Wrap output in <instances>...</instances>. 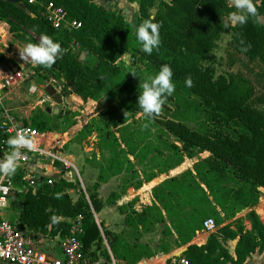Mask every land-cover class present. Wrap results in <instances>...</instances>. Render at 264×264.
Segmentation results:
<instances>
[{
	"label": "trees",
	"instance_id": "16d2710c",
	"mask_svg": "<svg viewBox=\"0 0 264 264\" xmlns=\"http://www.w3.org/2000/svg\"><path fill=\"white\" fill-rule=\"evenodd\" d=\"M50 1L64 8L67 18L80 23V28L56 31L35 7L22 4L33 17L17 5L0 1V30L7 25L25 44L39 42L42 34L58 42L63 55L49 68L37 65L36 72H56L65 82L64 89L76 86L84 113H70L59 122L61 114L41 110L30 117V123L62 140L97 132V150L106 163L91 190L84 191L79 181L61 177L51 186L46 181L40 183L35 193L30 189L18 193L17 203L14 199L11 203L16 211L11 220H17L32 238L42 234L59 240L69 234L66 220L81 216L85 253L92 261H99L102 255L109 262L114 258L138 264L156 256L148 243L141 242L143 233L153 231L156 225L163 226L168 240L160 252L185 248L182 257L189 264H245L255 253L264 254V224L255 211L259 188H264V106L254 104L255 89L248 78L240 73L216 76L212 62L217 43L230 34L233 50L264 69V24L259 20L264 16V4L256 15L230 27L227 18L236 9L228 0H171V6L164 0H128L138 6L136 26L149 16L160 24V45L149 55L141 51L136 27L121 11L108 10L95 0ZM129 51L151 63L156 72L168 65L172 79L198 100V104L190 103V114L206 115L215 129L196 130L185 119L157 117L160 112L146 116L137 104L140 91L132 75L124 62L118 64ZM189 79L190 86L185 82ZM260 99L264 105V98ZM138 114L145 115L142 123L151 126H137L134 119ZM53 129L56 132L52 133ZM0 142H7L1 133ZM204 152L211 156L152 188L151 206L136 211L138 198L119 206L124 230L118 233L103 222L98 224L95 214L120 199L116 192L106 200L99 195L101 185L110 178L128 171L124 194L129 188L140 190ZM70 191L77 192L76 200ZM243 212L250 230L243 218H237ZM208 218L214 219L218 229L205 244L192 243ZM222 240L236 241L233 253Z\"/></svg>",
	"mask_w": 264,
	"mask_h": 264
},
{
	"label": "rangeland",
	"instance_id": "374dc122",
	"mask_svg": "<svg viewBox=\"0 0 264 264\" xmlns=\"http://www.w3.org/2000/svg\"><path fill=\"white\" fill-rule=\"evenodd\" d=\"M228 1L229 4L233 6L232 0ZM95 2L102 5L108 10L121 11L125 16V19L134 27H136V20L138 16L137 4L130 3L128 0H95ZM155 12V10H152L153 15L155 14ZM259 20L262 24H264V16L260 17ZM236 22L237 20H234L232 16L227 18V23L230 27L234 26ZM15 37L17 40L24 42L20 37ZM212 55V62L215 66L216 76L227 75L230 73L243 74L246 78H248L255 89L254 104L258 108H263L264 105L260 103V101L262 100L260 98H264L263 66L258 62L252 63L244 55L235 52L231 46L230 34H225L221 37L220 41L217 43L216 48L213 50ZM121 62L125 63L126 71L127 73L132 75L134 84L139 91H141L140 84L147 80L148 77L154 76L157 73L151 63L145 62L141 59V56L138 53L133 51H129L127 54H125L119 60L118 64H120ZM32 81L37 86L46 85L55 88L62 96L63 102L61 105H57V103H55L54 101H50L47 99L42 102L44 100L43 96H31L28 94V83H26L21 88L16 89L10 96V99L7 101L8 106L20 116H32L38 114L41 110L45 111L47 108L53 109L55 107H59L58 115L61 114L62 116L59 120V122H61L62 119L70 115V113H84V102L82 100L80 101L81 98L77 94H75V92L72 90V87L64 89L65 84L62 87L60 86L62 81L59 80L56 72H52L49 70H40L33 76ZM173 81L175 83V90L171 96H168L164 100V103L161 106L160 113L157 117L165 120L185 119L186 123H188L191 128L201 130L203 132H208L209 130L215 129L214 125L209 121L206 115H203L202 113L196 111H193L192 115L190 114V103L193 102L194 104H198V100L193 95H188L187 89L184 86L177 83L174 79ZM183 113H185L186 118H183ZM144 117L145 115L142 114H138L135 117L134 120L138 122L137 126H151L142 123ZM233 128L237 130L240 129V127H237L235 125H233ZM226 130L230 129L227 128ZM51 132H56V129H53ZM85 133L78 134L71 141L64 144L62 148H58V150H60L63 153L64 157H66L76 167V170L71 167L63 169L68 179L73 182L79 181L81 188L84 191H87L91 190L94 184L97 182L101 165H104L106 161L104 158H102L101 154L97 150L98 133ZM115 133L117 134V131H115ZM117 137H119L118 134ZM107 156L108 153L105 152L104 157L107 158ZM210 156L211 154L209 152H204L197 155L194 159H186L183 163V166L181 165L177 167L168 175L160 176L154 181L148 184H144L140 190L129 188V190L125 194L124 186L125 181L129 177V172L124 171L121 175L110 178L107 183H103L101 185L99 195L103 200H106L112 192H116L120 194V199L117 202L108 204L99 214H97L98 224L103 222L104 218L105 220H107L108 218L109 223L112 225V227H115V231H117L118 233L121 232L125 229V227L123 225L124 215H122L119 211V206L125 205L129 201L138 198V202L134 206V209L138 212H141L144 207L152 205L153 197L151 191L154 186L166 180L168 177L176 176L188 169H192L195 163L200 160L209 158ZM13 190L16 195L13 199L17 203V194L19 193V187L14 184ZM70 195L74 200L78 198V194L76 191H70ZM257 195L258 203L255 210L257 211L256 213L259 215L261 221L264 224V219L259 214V208L264 207V192L259 191ZM127 211L129 212L130 210ZM6 212L8 214L7 219H11L16 215V211L13 208L7 210ZM117 216L120 219H118ZM237 218H243L244 225L250 224L246 219V212L240 213ZM200 234L204 235L202 231L200 232ZM209 236L210 235H208V237ZM32 237L33 236L31 235L30 239L32 242H34L33 244H31L32 246H39V248L41 247L40 249L47 253H50L51 250H53V252L55 251V255L57 258L63 257L60 249H57L58 244L56 242H51L50 238H47L42 234H37L34 238ZM165 241L168 240L167 236L163 234L162 225H156L153 231L143 233L141 239V242L148 243L151 246L152 250L157 253V255L162 254L160 252V248L162 246V243ZM222 241L223 244L229 249V251L233 253L232 245L234 244V241ZM192 243H194V240ZM101 259L104 264H111V262L107 261L102 255H100V260ZM116 264L124 263L121 261H116ZM262 264H264V261L262 262Z\"/></svg>",
	"mask_w": 264,
	"mask_h": 264
},
{
	"label": "built area",
	"instance_id": "2783aa9c",
	"mask_svg": "<svg viewBox=\"0 0 264 264\" xmlns=\"http://www.w3.org/2000/svg\"><path fill=\"white\" fill-rule=\"evenodd\" d=\"M19 1L27 7H35L40 17L56 31H71L81 26L76 21H70L64 8L50 0ZM24 46L25 43L17 40L7 25L0 30V133L7 139L21 133L31 138L34 143L32 149H20V155L17 157L18 167L13 175L0 174V264H99L98 261H92L86 256L81 216L66 220L70 224L69 234L58 240L62 258L54 257L32 246L30 236L20 228L17 220L12 221L6 217V211L12 208L11 203L15 196L14 184L21 188L19 193L29 189L35 193L40 183L46 181L51 186L57 180L46 174L47 168H57L61 173L60 178L66 180L69 179L63 169L71 167L76 170V167L58 150L72 139L62 140L55 134L49 137L48 132L33 128L30 123L31 116H20L7 104L12 93L26 83L29 95L43 96L42 102L46 99L51 101L46 92L32 81L37 65L20 59L19 51ZM64 84L62 81L60 86ZM9 152L7 142H0V160L5 159ZM259 191L264 192L263 188H259ZM95 217L97 220L96 214ZM217 229L214 219L208 218L204 221L203 232L211 234ZM111 264H116L114 258ZM166 264L189 263L182 255H177L169 257Z\"/></svg>",
	"mask_w": 264,
	"mask_h": 264
},
{
	"label": "clouds",
	"instance_id": "9594fccd",
	"mask_svg": "<svg viewBox=\"0 0 264 264\" xmlns=\"http://www.w3.org/2000/svg\"><path fill=\"white\" fill-rule=\"evenodd\" d=\"M164 2L171 6V0H164ZM232 4L237 10L231 14L232 18L243 23L246 16L256 15L257 8L264 4V0H232ZM154 19L153 16H149L135 28V38L141 47V51L149 55L160 45V24L154 22ZM242 51H246V49H242ZM62 55L63 49L60 44L43 34L40 36L39 42H28L19 51L22 61L44 68L51 67ZM172 77L171 68L168 65H162L154 76L148 77L140 84L141 91L137 97V104L146 116L152 117L158 114L164 100L173 94L175 83ZM185 82L189 86L191 85L190 79ZM7 144L10 152L5 159L0 160V174L11 176L18 167L17 157L20 155V149H32L34 143L31 138L17 133L7 139ZM54 195L58 198L60 194ZM52 219L55 222L56 218L53 217Z\"/></svg>",
	"mask_w": 264,
	"mask_h": 264
},
{
	"label": "crops",
	"instance_id": "0c3cea01",
	"mask_svg": "<svg viewBox=\"0 0 264 264\" xmlns=\"http://www.w3.org/2000/svg\"><path fill=\"white\" fill-rule=\"evenodd\" d=\"M82 100V99H81ZM83 101V100H82ZM48 170L46 171V174L48 176H51L55 179H59L60 178V171L57 169V168H47ZM19 190H21V188L19 187ZM264 190V188H263ZM256 211V210H255ZM257 212V211H256ZM8 216V214H6V217ZM98 217V216H97ZM118 217V216H117ZM111 219V218H110ZM118 219H120L118 217ZM108 221V222H107ZM103 223L105 224V226L114 231V232H117L115 231V227H112V225L109 223V219L107 218V220H103ZM246 228L248 230L251 229V226L250 224L246 225ZM203 232V231H202ZM203 234H198L197 235V238H194V243H196L197 245H203L206 243L207 239H208V235H210L209 233H206V232H203ZM199 239V240H198ZM51 242H56L58 244V239H50ZM34 242L31 241V244H33ZM235 244H236V241H234V244L232 245V250L234 251V248H235ZM36 246V245H35ZM39 248V246H38ZM41 248V247H40ZM59 249V247L57 248ZM185 248H180V249H177L169 254H161V255H156L152 258H149V259H144L142 260L141 262H139L138 264H166V261L169 257L171 256H177L179 255ZM232 253V252H231ZM50 255L56 257L55 255V251L53 252V250H51V252L49 253ZM182 255V254H181ZM264 261V254H260L259 252L255 253L254 255H252V257H250L245 264H262V262ZM99 264H104L102 262V259L98 261ZM6 264V263H4Z\"/></svg>",
	"mask_w": 264,
	"mask_h": 264
},
{
	"label": "water",
	"instance_id": "95a60500",
	"mask_svg": "<svg viewBox=\"0 0 264 264\" xmlns=\"http://www.w3.org/2000/svg\"><path fill=\"white\" fill-rule=\"evenodd\" d=\"M0 1H4L6 3H11V4H14V5H17L21 10H23L24 12H26L28 15L34 17V15L32 14V12L28 8H26L22 4H18V2L16 0H0ZM68 85H69V83H68ZM40 87H41V89H43L46 92V94L51 98L52 101H54L55 103H57V105H61L62 104L63 98L56 91L55 88H53L52 86H40ZM72 90L74 92H76V90H77L76 89V86H72ZM45 111L47 113H49V114L57 115L58 112H59V107H55L53 109L47 108ZM184 251H185V249L179 255H181Z\"/></svg>",
	"mask_w": 264,
	"mask_h": 264
},
{
	"label": "bare ground",
	"instance_id": "6f19581e",
	"mask_svg": "<svg viewBox=\"0 0 264 264\" xmlns=\"http://www.w3.org/2000/svg\"><path fill=\"white\" fill-rule=\"evenodd\" d=\"M261 206V205H260ZM259 214L260 216H262V218L264 219V207H260L259 208Z\"/></svg>",
	"mask_w": 264,
	"mask_h": 264
}]
</instances>
